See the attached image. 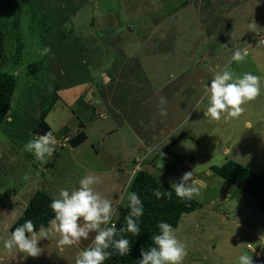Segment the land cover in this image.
I'll return each instance as SVG.
<instances>
[{
    "label": "rangeland",
    "instance_id": "1",
    "mask_svg": "<svg viewBox=\"0 0 264 264\" xmlns=\"http://www.w3.org/2000/svg\"><path fill=\"white\" fill-rule=\"evenodd\" d=\"M18 1L15 21L13 6L0 0L1 70L17 81L7 115L16 121L0 127V264H17L3 241L37 191L57 198L91 174L119 216L124 189L139 171L170 187L193 172L199 194L192 199L202 207L175 229L187 246L183 264H238L240 254L264 264V211L210 171L232 160L264 177V0H62L78 12L49 32L51 24H41L29 4L35 0ZM40 5L56 7L48 0ZM238 49L248 51L239 63L231 60ZM34 63L38 71L31 74ZM226 67L237 77L259 76L261 93L239 117L213 121L205 115L206 86ZM53 93L59 99L46 123L55 134L63 127L69 133L41 161L24 146L34 138L42 99ZM81 131L87 140L71 149L68 140ZM94 236L70 247H59L58 236L41 241L42 255L24 264H75Z\"/></svg>",
    "mask_w": 264,
    "mask_h": 264
},
{
    "label": "clouds",
    "instance_id": "2",
    "mask_svg": "<svg viewBox=\"0 0 264 264\" xmlns=\"http://www.w3.org/2000/svg\"><path fill=\"white\" fill-rule=\"evenodd\" d=\"M254 27V21L248 25L249 30ZM259 45H264V40H260ZM48 52L50 49L45 48L44 54ZM247 55V49H238L233 52L231 60L239 63ZM260 82L261 78L257 75L246 72L237 77L230 67H226L206 86L208 107L205 115L213 121L239 117L245 110L243 105L260 95ZM160 103H165L163 97ZM160 115H167L163 107ZM24 147L36 159L43 161L53 155L56 137L50 131L36 135ZM96 183L97 178L88 174L79 180L78 188L71 191L61 189L58 197L49 204L53 217L48 220L47 225L40 224L37 228L32 220H25L4 239L3 249L15 253L14 261L17 264H24L29 257L37 258L42 255L44 248L40 246L41 241H51L58 236L59 247H70L78 245L82 239L87 240L89 234L94 232L93 243L79 252L75 264H104L112 255L109 249L120 256L128 255L131 250L130 241L119 236V233L128 232L136 237L141 235L140 221L145 212L143 202L136 192L129 190L130 180L121 196V201H126L123 206L129 209L125 216L126 227L117 228L112 221L118 216L119 206L113 205L111 200L98 193L94 187ZM196 185L193 172L188 171L172 187L178 198L191 200L194 195L199 194ZM152 194L157 200L170 195L161 191L159 186L153 189ZM156 227L158 234L151 238V246L141 248L138 264H183L188 254L186 244L177 238L175 229L169 223L161 221ZM237 260L238 264H253V257L248 254H240Z\"/></svg>",
    "mask_w": 264,
    "mask_h": 264
},
{
    "label": "trees",
    "instance_id": "3",
    "mask_svg": "<svg viewBox=\"0 0 264 264\" xmlns=\"http://www.w3.org/2000/svg\"><path fill=\"white\" fill-rule=\"evenodd\" d=\"M55 2L56 7L45 9L40 4L45 0H35L33 4L37 6V10L34 12H40L42 15L41 24L49 22L51 27H47L46 31L57 26H63L67 19L75 16V12L78 9L74 6L69 8H63L61 6L62 0H48L50 4ZM6 3L13 6L15 21L19 19V12L21 8L18 0H6ZM54 4V3H53ZM48 19V20H47ZM18 22H14L16 26ZM5 61V47L3 34L0 31V127L5 124L13 125L16 121V115L14 114L9 121H7V115L10 111V103L13 93L17 86L16 78L9 73L2 72V66ZM31 74H35L38 71L37 65L34 63L28 67ZM60 90L56 87V91ZM50 101L42 99L40 105L39 116L31 128V135H43L47 132H52L53 136L55 132L46 123V117L51 107L57 102L58 95L53 93ZM48 102V103H47ZM179 138L172 141L166 147L162 148L158 153L159 156L172 149L180 140ZM210 171L217 177L233 185L241 196H248L252 199L253 203L259 210L264 211V177L258 175L249 169L245 168L241 164L227 160L220 166L210 167ZM157 186L161 191H166L170 195L157 200L152 194L153 189ZM130 191L136 192L143 202L144 215L140 221L141 235L139 237L133 236L128 232H121L119 236L129 239L131 250L128 255L120 256L112 249L109 252L112 255L104 261V264H138V260L141 259L140 250L142 247H148L152 244V237L158 234L157 224L161 221L169 223L174 229L178 227L181 217L185 214H190L201 209V205L195 200H181L175 194L174 188L168 186L157 177L147 173L146 171H139L131 181ZM54 198L50 197L43 191H37L28 201L26 207L22 211L21 215L11 225L9 232L24 223L25 220H32L33 223L39 227L40 224L47 225L49 219L53 217V213L49 208V204ZM123 207V206H122ZM129 209L121 208L120 214L115 223L117 228L126 227L125 216L128 214Z\"/></svg>",
    "mask_w": 264,
    "mask_h": 264
},
{
    "label": "water",
    "instance_id": "4",
    "mask_svg": "<svg viewBox=\"0 0 264 264\" xmlns=\"http://www.w3.org/2000/svg\"><path fill=\"white\" fill-rule=\"evenodd\" d=\"M69 133V129L66 127L61 128L54 136L56 137V141L63 139ZM87 140V136L84 131L79 132L77 135L73 136L68 140L67 145L71 149H75L84 143Z\"/></svg>",
    "mask_w": 264,
    "mask_h": 264
},
{
    "label": "crops",
    "instance_id": "5",
    "mask_svg": "<svg viewBox=\"0 0 264 264\" xmlns=\"http://www.w3.org/2000/svg\"><path fill=\"white\" fill-rule=\"evenodd\" d=\"M17 220V219H16ZM11 227V226H10ZM10 229V228H9ZM49 243V242H48ZM46 246V245H45ZM15 255V254H14ZM4 256L0 255V261L3 259Z\"/></svg>",
    "mask_w": 264,
    "mask_h": 264
}]
</instances>
